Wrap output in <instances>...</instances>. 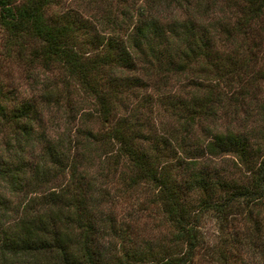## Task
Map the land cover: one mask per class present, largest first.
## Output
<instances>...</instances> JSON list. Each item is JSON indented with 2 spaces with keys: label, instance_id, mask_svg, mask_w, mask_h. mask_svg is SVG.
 Returning a JSON list of instances; mask_svg holds the SVG:
<instances>
[{
  "label": "trees",
  "instance_id": "16d2710c",
  "mask_svg": "<svg viewBox=\"0 0 264 264\" xmlns=\"http://www.w3.org/2000/svg\"><path fill=\"white\" fill-rule=\"evenodd\" d=\"M116 1L112 15H105L110 32L77 12L49 18L45 10L51 0H0V24L37 41L32 58L40 57L44 66L59 64L93 97L101 128L81 129L85 144L115 145L113 162L126 165L128 186H150L165 232L134 237L131 223L116 216L102 186L84 179L71 151L76 139L44 136L33 160L29 148L39 117L28 100L10 117L24 134L16 141L28 145V167L2 173L12 186L24 187L26 198L11 224L3 225L0 216V254L9 264H264V127L260 136L207 126L203 136L193 133L196 121L216 112L217 98L224 93L216 81L244 84L241 71L252 63L247 38L264 12V0L234 1L239 14L212 24L166 19L151 11L158 4L186 11L192 0ZM220 30L235 45L230 52L218 49ZM132 70L148 79L187 71L195 75L183 93L156 97L179 128L156 132L136 123L138 107H124L129 104L127 88L142 82L138 74H125ZM206 75L217 84L203 83ZM118 106L123 114L116 116ZM5 114L0 103V116ZM228 154L239 173L213 162ZM59 174L66 175L64 181L50 186ZM208 216L219 224L211 242L202 231ZM236 217L243 219L244 228H235Z\"/></svg>",
  "mask_w": 264,
  "mask_h": 264
},
{
  "label": "rangeland",
  "instance_id": "374dc122",
  "mask_svg": "<svg viewBox=\"0 0 264 264\" xmlns=\"http://www.w3.org/2000/svg\"><path fill=\"white\" fill-rule=\"evenodd\" d=\"M234 1L237 2V0H192L191 7L186 11L158 4L154 5L151 11L166 19L188 17L203 21L205 24H212L217 19L225 21L227 16H230L232 21L239 14L238 7L233 4ZM116 5L115 0H51L45 14L53 20H58L65 11L77 12L94 23L97 29L110 32L111 26L106 21L105 15L107 13L112 15L111 12ZM253 24L254 33L249 34L247 38L250 49L247 51L251 52L252 63L246 70L241 71L244 72L241 73V81L244 84L234 81L230 83L231 85H227L223 80L216 81L217 84L209 80L212 78L211 75H206L203 78L205 80H201L203 83L217 84L224 93L217 98L216 112L210 117L196 121L194 135L203 136L207 126L217 130L254 131L260 136L261 133L258 132L264 127V12ZM123 30L121 28L120 32ZM218 35V49L227 52L234 49L235 45L227 40L225 32L220 30ZM240 37L237 40H241ZM36 45H38L37 41L28 39V36L12 34L0 24V103L5 105L6 113L4 117L0 116V211L2 213L0 216L3 225L12 223L18 214V203L26 198L24 187L12 186L2 178V173L4 170L10 173L14 171V167L22 165L28 167V145L24 140L16 141L15 136L23 137L24 134H20V130L12 124L13 118L10 117L14 108L29 100L34 104L36 115L39 117L34 130L35 138L29 148L33 160H36L41 152L43 143L41 138L44 136L51 140L76 139L71 151L75 160H78L84 179L87 181L94 179V183L102 186L105 191L104 197L112 202L116 216L131 223L134 237L155 238L164 233L166 225L151 202L152 189L144 184L135 187L126 184L125 176L129 170L123 162H113L115 145L108 142L97 145L85 144L86 138L81 129L89 127L93 131H98L101 128L93 97L82 91L59 64L53 62L44 66L40 57L32 58L31 49ZM241 52L247 55L246 49L241 48ZM125 74L129 76L138 74L142 79L140 86L130 85L127 88L126 96L129 104L124 106L129 110L131 105L138 107L135 113L136 123L150 127L151 130L154 128L156 132L162 131L164 127L179 128L177 120L168 115L156 97L162 92L183 93L195 75L187 71L186 74H169L165 79H160L156 75L148 79L139 70L127 71ZM122 110L123 107L118 106L115 115L123 114ZM213 160L216 165H227L226 167L233 172L241 171L234 157L229 154L214 157ZM65 178L66 175L59 174L51 178L48 183L50 186L56 185ZM218 226L219 224L212 217L208 216L204 219L202 231L208 242L215 239ZM244 226L243 219L236 217L235 228L242 229ZM0 264H9L1 254Z\"/></svg>",
  "mask_w": 264,
  "mask_h": 264
}]
</instances>
